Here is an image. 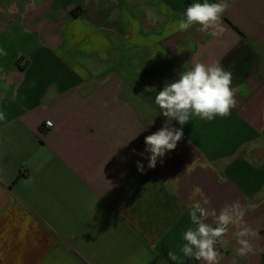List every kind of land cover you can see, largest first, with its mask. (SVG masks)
Masks as SVG:
<instances>
[{
    "label": "crops",
    "instance_id": "1",
    "mask_svg": "<svg viewBox=\"0 0 264 264\" xmlns=\"http://www.w3.org/2000/svg\"><path fill=\"white\" fill-rule=\"evenodd\" d=\"M196 2L0 0V264H199L180 251L194 187L217 211L257 205L254 252L230 228L220 264H264V0H229L219 36L179 29ZM215 61L237 106L137 172L131 150L166 119L156 92Z\"/></svg>",
    "mask_w": 264,
    "mask_h": 264
},
{
    "label": "clouds",
    "instance_id": "2",
    "mask_svg": "<svg viewBox=\"0 0 264 264\" xmlns=\"http://www.w3.org/2000/svg\"><path fill=\"white\" fill-rule=\"evenodd\" d=\"M160 7L167 8L163 4ZM229 7V0H203L189 4L179 22V29L187 31L198 25L199 31H210L213 36H219L224 31L221 18ZM147 15L154 21L159 19L151 10H148ZM0 54L6 55L2 51ZM232 81V73L225 70L219 61L194 62L188 70L181 71L178 78L166 81L162 90L155 95V105L166 119L158 130L144 136L143 151L137 152L135 148L131 150L133 155L140 157L135 161L137 172L144 174L146 168L155 169L158 163L163 166L165 157L175 151L178 143L184 139V126L193 118L211 121L216 117L230 115L237 106L236 97L239 92V87H233ZM4 119V114L0 113V120ZM49 123L51 125V122ZM199 166L211 167L207 161ZM193 167L194 165L189 164L186 170L191 171ZM219 181L223 183L224 178L219 177ZM189 199L192 226L182 235L184 243L180 251L184 257L195 259L199 264H220L223 255L221 249L226 250L230 243L226 239L230 228L236 229L234 236L239 245L237 255L244 256L254 252L250 237L255 233L246 225L244 216L246 210H254L256 204L249 202L245 207L239 200H235L217 211L208 207L210 201L199 187L193 188ZM168 256L173 261L177 260L176 254L171 251Z\"/></svg>",
    "mask_w": 264,
    "mask_h": 264
},
{
    "label": "trees",
    "instance_id": "3",
    "mask_svg": "<svg viewBox=\"0 0 264 264\" xmlns=\"http://www.w3.org/2000/svg\"><path fill=\"white\" fill-rule=\"evenodd\" d=\"M221 251H222V254L224 255V254H227L228 253V250L226 249H221Z\"/></svg>",
    "mask_w": 264,
    "mask_h": 264
}]
</instances>
